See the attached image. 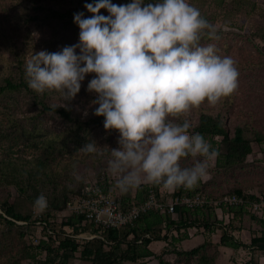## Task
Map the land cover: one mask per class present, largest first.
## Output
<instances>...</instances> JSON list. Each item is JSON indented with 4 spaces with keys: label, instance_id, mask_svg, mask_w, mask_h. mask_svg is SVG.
Instances as JSON below:
<instances>
[{
    "label": "rangeland",
    "instance_id": "1",
    "mask_svg": "<svg viewBox=\"0 0 264 264\" xmlns=\"http://www.w3.org/2000/svg\"><path fill=\"white\" fill-rule=\"evenodd\" d=\"M113 2L117 3L116 0ZM201 3L206 19L215 26L218 36V39L207 37L201 42L215 43L218 54L234 59L239 73L237 87L215 105L205 101L183 117L170 119L177 122L188 119L194 126L202 111L219 114L230 135L239 125L244 126L246 135L252 139L251 153L244 162L220 167L216 165L214 155L209 162L207 177L188 188L189 195L202 192L212 204L235 190L255 196L264 192V143L258 144L253 140L254 131L264 133V0H242L239 3L235 0H201ZM68 7L66 0H0V83L6 76L17 80L20 76L27 78L26 61L32 53L41 49L58 51L78 41V24L74 21L69 24L53 15L54 11H63ZM102 13L107 14V10ZM76 51L79 52V49ZM93 75L95 73L86 75L75 98L66 102L68 107L62 105L58 92L47 90L48 103L70 108L78 123L42 110L25 91L0 94V160L14 159L28 169L29 166L35 167L37 159H44L51 173L46 179L42 176L38 180L40 187L31 189V194H44L48 202L51 200L57 205L50 207L47 204L43 211H39L34 204L30 223L17 222L7 226L0 220V264H61L60 258L49 259L53 257L48 256L50 252L45 242L48 246L51 243L46 241L44 225L38 220L49 213L55 236L66 235L83 244L85 234L89 235L93 230L83 229L82 224L76 223L71 227L62 225V222L70 216H79L74 208H77V200L85 197L86 187L95 185L102 192L110 193L123 209L135 201V187L121 192L116 186V177L108 170L109 147L119 146V132L84 123L94 116L93 109L97 106L90 103L95 94L86 90L87 82ZM85 108L88 109L87 116L83 115ZM79 122L82 128H78ZM92 139L97 142V151L83 152L80 147ZM220 140V137H215L214 141H208L213 149L224 152ZM193 160L187 157L181 162L189 166ZM149 185L153 186L157 200L163 204L171 201L172 190L162 184ZM142 190L147 193L144 187ZM148 195H144L146 199ZM17 196L14 185L0 183L1 199L12 201ZM127 203L130 205H124ZM158 209L165 210L164 207ZM248 209L233 207L216 216L208 215L211 221H221L246 246L231 249L220 245V229L204 228L200 223L201 216L194 210L189 212V216L192 220L196 218V224L180 231V235L187 234L185 238L181 236V240H175L177 233L169 230L166 242H152L149 248L153 254L136 262L119 259L123 255L124 246H121L116 252L117 256L120 255L116 264H264V253L249 246L252 233L259 234L264 214H252ZM195 248L198 251L191 253ZM67 264L87 263L71 258Z\"/></svg>",
    "mask_w": 264,
    "mask_h": 264
},
{
    "label": "clouds",
    "instance_id": "2",
    "mask_svg": "<svg viewBox=\"0 0 264 264\" xmlns=\"http://www.w3.org/2000/svg\"><path fill=\"white\" fill-rule=\"evenodd\" d=\"M85 8L92 15L73 14L80 29L76 43L41 49L27 59L29 87L58 92L68 107L86 75L95 73L86 90L95 94L90 103L97 105L94 114L104 117L105 129L119 132V146L109 147L107 161L118 189L127 192L143 182L170 190L195 186L207 177L218 151L202 133L190 131L188 119L170 117L205 101L215 105L237 87L234 59L218 54L215 43L201 42L218 39L215 26L190 0H85ZM80 149L96 152L97 142ZM187 157L194 160L184 166ZM34 203L43 211L47 197L40 194Z\"/></svg>",
    "mask_w": 264,
    "mask_h": 264
},
{
    "label": "trees",
    "instance_id": "3",
    "mask_svg": "<svg viewBox=\"0 0 264 264\" xmlns=\"http://www.w3.org/2000/svg\"><path fill=\"white\" fill-rule=\"evenodd\" d=\"M116 1L118 4L128 2V0ZM235 1L239 3L242 0ZM66 2L69 7L63 11H54L53 15L56 14L59 19L68 21L69 24H72L74 21L73 14L75 12L84 11V13H91L85 8V0H66ZM190 2L199 8L201 15L206 18L205 10L202 9L201 0H190ZM105 10L106 9L101 8L100 12ZM262 38L264 39V33ZM18 91H25L30 94L33 97V103L39 105L42 110L53 112L54 114H57L69 122H77L73 118L72 110L70 108H65L59 105L56 107V109L52 108V105L54 104L48 103L47 90H45L43 93L33 90L29 87L27 78L23 76H20L18 80L13 76H6L2 78V82L0 83V94ZM178 117L181 118L183 115ZM103 120L104 117L102 115L94 114V116L87 118L84 123L88 126L91 125L104 127ZM82 127L83 125L79 122L78 128ZM111 130L118 131L116 129ZM190 131H198L210 141H214L215 137H220V143L224 146L225 151H218V155H216L217 166L223 167L242 163L245 161L248 154L251 153L252 139L246 135L244 126H236L232 135H230L223 118L219 114L213 115L205 111L200 112L197 124L194 125ZM253 137V140L256 143H264L263 132L254 131ZM35 163V167H30L28 165L29 168L25 169L17 160H0V183L14 185L18 191V196L12 201L5 199L3 200L0 198V220H2V222L7 226L15 225L17 222H31V207L35 204L34 202L36 198L40 195H32L31 189L34 187L36 188V186L40 187L38 180L42 176H45L44 179H46V176L51 173L50 166L44 161V159H37ZM152 184L156 186L154 183ZM148 186L149 183H141L140 186L135 187V201L130 204H138L139 202L144 201L148 195ZM142 187L145 188L147 193H144ZM155 190L157 192L156 187ZM84 191L85 186L82 193H84ZM182 193L189 194L188 188L179 186L172 190L171 195L174 197L175 195H180ZM198 193L205 196V194L202 192ZM233 193L242 196L246 200L243 205L234 207H248V210L254 214V212L249 207V202L253 199H256V196L254 194H243L240 190H235ZM145 194L146 196H144ZM130 204L127 203L124 205ZM48 205L50 207H57V205H54L51 200L48 202ZM216 208L217 206H215L214 203L206 204L202 207L193 209L187 208L183 205H176L171 212L167 211L166 209L160 210L155 208L152 211L150 210L141 214L132 223H128L120 227L107 228L102 231V238L93 237L91 239L85 240L83 244H79L73 238L66 235L62 237L55 236V229L52 225V222L50 221V217L52 216L49 213H45L44 216L38 221L43 223V229L47 239L46 241L51 243V246H48V243L45 242L47 251L50 252L48 256L50 257L51 255L53 257L49 258L52 261L56 258H60L61 264H67V262L73 258L83 261L87 264H116V261L119 259L136 262L139 259L151 256L153 252L150 250L149 245L154 241L162 240L166 242L169 239L167 235L169 230H175L177 233V237L174 238L175 240H181V236L185 238L187 234L182 235L181 233L180 235V231H183L182 229L191 227V224H196V218L192 220L189 216V212L194 210H197V214L201 216L200 223L204 228L212 229L216 227L220 229V245L231 249H237L239 247L246 246V244H244L242 241L235 238V236L227 230V227L222 225L221 221L209 220L208 215L212 214L216 216V214H218V212H216ZM225 209L228 208H222V211ZM262 219L263 220L259 229V234L254 232L252 233L249 246L256 247L258 250L264 253V218ZM76 223L82 224V228L85 230L90 229L95 233L99 231L98 228L93 226V222L85 220L82 215L70 216L62 222V225L74 227ZM121 246H124V248L122 252L123 255L120 257V255L117 256L116 252ZM197 251L198 248H195L191 250V253H196Z\"/></svg>",
    "mask_w": 264,
    "mask_h": 264
},
{
    "label": "built area",
    "instance_id": "4",
    "mask_svg": "<svg viewBox=\"0 0 264 264\" xmlns=\"http://www.w3.org/2000/svg\"><path fill=\"white\" fill-rule=\"evenodd\" d=\"M246 200L235 193L225 194L214 205L217 206L216 212H221L222 208H229L243 205ZM209 204L205 196L196 194L182 193L172 197L168 204H163L156 199V194L152 185H149V195L146 200L141 203L133 204L125 209L121 208L120 203L111 196L110 193L102 192L98 186L86 187V195L77 200V208L75 212L82 215L85 220L93 222L94 226L98 228V232L85 234V239L93 237H100L103 230L111 227H120L135 221L141 214L146 213L151 208H162L167 211H173L176 205H183L187 208H197ZM249 207L254 213L260 215L264 214V192L256 195V199L249 202ZM264 216V215H263Z\"/></svg>",
    "mask_w": 264,
    "mask_h": 264
}]
</instances>
